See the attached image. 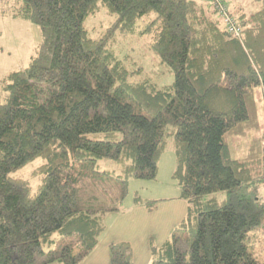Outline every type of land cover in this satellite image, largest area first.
I'll use <instances>...</instances> for the list:
<instances>
[{
    "label": "trees",
    "instance_id": "1",
    "mask_svg": "<svg viewBox=\"0 0 264 264\" xmlns=\"http://www.w3.org/2000/svg\"><path fill=\"white\" fill-rule=\"evenodd\" d=\"M249 1L257 9L228 5L240 39L214 0L3 2L1 13L37 27L40 41L0 83V264H80L105 231L77 198L85 168L107 159L126 177L153 179L170 138L188 204L179 229L192 240L188 255L166 242L157 263L264 264L245 242L264 223V0ZM99 12L109 24L92 36L84 24ZM135 30L160 65L154 78L107 47ZM223 80L225 112L207 104ZM54 236L74 241L45 253ZM109 249L110 264H131L127 242Z\"/></svg>",
    "mask_w": 264,
    "mask_h": 264
},
{
    "label": "rangeland",
    "instance_id": "2",
    "mask_svg": "<svg viewBox=\"0 0 264 264\" xmlns=\"http://www.w3.org/2000/svg\"><path fill=\"white\" fill-rule=\"evenodd\" d=\"M4 1L0 0V83L8 73L26 67L40 41L37 27L1 13ZM234 1H224L227 9ZM237 1L246 10L254 11L258 7L257 4H250L249 0ZM109 18L99 12L88 18L84 25L92 36H97L108 26ZM107 47L126 56L124 62L129 70L142 67L144 76H156L154 72L160 65L149 49L147 37L137 35L136 30L126 37L118 36ZM171 80L172 76L165 73L160 82L163 85ZM225 86L223 80L207 99V104L214 110L225 112L230 105V96ZM175 164L170 138L157 162L153 179L126 177L121 165L107 159L94 161L85 168L76 187L77 198L81 208L101 215L105 231L95 249L80 264H110L109 246L121 242H127L131 247V264H158L157 261L166 259L165 243L173 240L181 253L188 255V242L192 239L188 232L179 229L186 217L188 204L180 198V186L172 178ZM35 165H27L18 174L27 177ZM259 192L264 201V185ZM216 196L220 198L222 195ZM54 237L57 242L50 248L44 247L45 253L60 251L63 246L69 245L70 240L74 241V237L62 240ZM245 242L253 257L264 263V223L251 229ZM78 250L74 249L75 252ZM43 260V257H36L35 263L40 264Z\"/></svg>",
    "mask_w": 264,
    "mask_h": 264
},
{
    "label": "built area",
    "instance_id": "3",
    "mask_svg": "<svg viewBox=\"0 0 264 264\" xmlns=\"http://www.w3.org/2000/svg\"><path fill=\"white\" fill-rule=\"evenodd\" d=\"M216 9L224 30L231 36L240 39L242 28L236 23L235 19L229 15L228 9L223 0H214Z\"/></svg>",
    "mask_w": 264,
    "mask_h": 264
},
{
    "label": "crops",
    "instance_id": "4",
    "mask_svg": "<svg viewBox=\"0 0 264 264\" xmlns=\"http://www.w3.org/2000/svg\"><path fill=\"white\" fill-rule=\"evenodd\" d=\"M83 261V260H82Z\"/></svg>",
    "mask_w": 264,
    "mask_h": 264
}]
</instances>
